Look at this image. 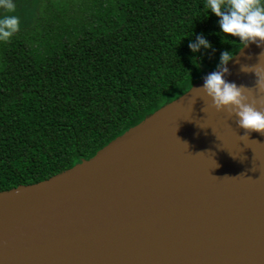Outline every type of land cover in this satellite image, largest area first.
Returning <instances> with one entry per match:
<instances>
[{
	"label": "water",
	"instance_id": "obj_1",
	"mask_svg": "<svg viewBox=\"0 0 264 264\" xmlns=\"http://www.w3.org/2000/svg\"><path fill=\"white\" fill-rule=\"evenodd\" d=\"M261 52L244 42L225 79L254 87L240 66ZM218 66L89 158L0 190V264H264V134L242 140L197 91Z\"/></svg>",
	"mask_w": 264,
	"mask_h": 264
},
{
	"label": "trees",
	"instance_id": "obj_2",
	"mask_svg": "<svg viewBox=\"0 0 264 264\" xmlns=\"http://www.w3.org/2000/svg\"><path fill=\"white\" fill-rule=\"evenodd\" d=\"M206 3L45 0L0 41V190L89 158L234 54ZM198 36L211 47L192 51Z\"/></svg>",
	"mask_w": 264,
	"mask_h": 264
},
{
	"label": "clouds",
	"instance_id": "obj_3",
	"mask_svg": "<svg viewBox=\"0 0 264 264\" xmlns=\"http://www.w3.org/2000/svg\"><path fill=\"white\" fill-rule=\"evenodd\" d=\"M0 5L7 10H14L16 7L11 0H0ZM205 7L219 17L220 30L224 34L236 37L246 45H264V3L261 0H207ZM17 30L18 17L5 16L0 23V36L7 39ZM201 46L210 48L211 44L203 36H198L195 43L189 44V48L194 52ZM262 55L264 52L260 53L255 65L240 66L241 72L255 74L254 87L237 85L225 79L226 74H230L226 65L233 56L229 51H224L221 53L219 70L208 74L203 86L196 88L211 99V107L217 111H226L229 118L233 115L237 117V125L245 129L242 140L248 139L249 133L253 131L264 134V61L260 59ZM184 142L188 146V143Z\"/></svg>",
	"mask_w": 264,
	"mask_h": 264
},
{
	"label": "rangeland",
	"instance_id": "obj_4",
	"mask_svg": "<svg viewBox=\"0 0 264 264\" xmlns=\"http://www.w3.org/2000/svg\"><path fill=\"white\" fill-rule=\"evenodd\" d=\"M11 3L16 6L14 10H7L4 6L0 5V23H2L5 16L15 15L18 17V30L12 34L14 35L19 31H26L25 29L35 22V19L38 18L37 16L43 12L45 0H11ZM26 33L31 34L32 31ZM3 40L5 39L0 36V41Z\"/></svg>",
	"mask_w": 264,
	"mask_h": 264
}]
</instances>
